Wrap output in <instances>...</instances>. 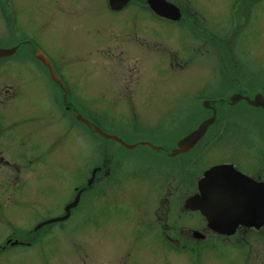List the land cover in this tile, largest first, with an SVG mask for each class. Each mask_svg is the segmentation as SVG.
I'll return each mask as SVG.
<instances>
[{
    "label": "rangeland",
    "instance_id": "1",
    "mask_svg": "<svg viewBox=\"0 0 264 264\" xmlns=\"http://www.w3.org/2000/svg\"><path fill=\"white\" fill-rule=\"evenodd\" d=\"M105 1L0 0V48L15 49L0 57V264H83L81 254L92 264H264L263 236L168 252L156 238L139 240L135 227L154 217L150 208L140 214L138 203L146 207L154 197L157 204L156 186L174 185L179 163L196 158L199 176L228 158L242 169L264 168V110L247 103L264 97V0L204 2L209 30L226 37L223 51L217 42L200 46L176 25L151 26L149 40L161 47H140L142 66L129 64L136 56L117 58L122 29L113 30L115 37L97 31ZM89 14L96 28L88 24L85 31L79 19ZM114 15V24L126 27L139 20L131 9ZM111 41L113 51L105 53ZM172 52L192 64L170 68ZM49 55L61 59L64 75ZM233 73L243 80L226 79ZM237 94L244 99L234 101ZM212 113L213 128L197 141L200 152L180 162L185 133ZM100 124L106 136L93 127ZM163 145L168 149L161 151ZM165 150L175 157L163 159ZM102 165L112 170L101 172Z\"/></svg>",
    "mask_w": 264,
    "mask_h": 264
},
{
    "label": "flooded vegetation",
    "instance_id": "2",
    "mask_svg": "<svg viewBox=\"0 0 264 264\" xmlns=\"http://www.w3.org/2000/svg\"><path fill=\"white\" fill-rule=\"evenodd\" d=\"M121 0H115V2H119ZM171 2L174 6L177 8L167 7L164 6L161 0H158L156 4L158 5V10H153L150 7L149 0H125L122 4H119L118 7L113 8L111 4V0H106L105 5L107 6V14H103L100 17H103L102 20L105 21L104 27L99 28L97 31L100 32V29H103V31H107V37L108 34L110 37H113V30H121L124 33L120 35L118 38V43L121 46V56H118L117 58L122 60L131 59L132 57L135 60L130 62L129 64H136V65H143L144 60L143 56L140 55V47H144L152 50V49H159L161 46L156 41H151L149 39L150 36H153L151 33L153 30L149 29L151 26H156V24H163L166 25H176L180 28H182L186 33L193 34L196 38H198V42L200 43V46H203L204 42H217L219 44V49L223 48L221 44V38L222 36H219L215 31L209 30L207 26L208 17L204 13L203 7L204 2L207 0H167ZM236 1V0H235ZM242 1V0H237ZM256 1V0H253ZM129 9L132 10V12H136L139 20L137 22H134L133 24H130L128 27L121 24H114V21L110 15H114L115 17L128 11ZM164 13V14H159ZM94 14L84 15L82 18L79 19H85V21L82 22V28L85 30L87 28V25H91L93 28L94 25L92 24L93 20H95L96 16H92ZM116 20V19H115ZM112 24V25H111ZM115 27V28H114ZM142 27H145L142 29ZM89 28V29H91ZM96 28V27H94ZM86 31V30H85ZM200 33L203 34L202 37H200ZM117 36V35H115ZM114 36V37H115ZM91 39L94 38L93 32L91 31L90 34ZM190 37V35H189ZM213 38V40H212ZM200 39V40H199ZM220 41H219V40ZM202 40V43L200 42ZM88 45H94L97 43V39L91 40ZM110 48L105 50V53L112 52V41L109 43ZM197 48V47H196ZM195 48V49H196ZM79 54L80 50L82 51L83 48H77L76 49ZM112 50V51H111ZM132 55V56H129ZM192 55V54H191ZM50 56V55H49ZM51 57V56H50ZM74 56L68 57V60L66 62H69L72 60ZM75 57L80 58L82 56L76 55ZM53 60L56 61L58 67L60 68V72H62V75H64V63L61 61L58 57H51ZM112 58V57H110ZM191 59V58H190ZM190 59H183L175 52H172L171 58L169 60V66L170 68L174 70H185L188 65L192 64V61ZM53 64V63H52ZM54 70L56 71V75L62 80V83L65 82V78L61 77L60 74L57 73V68L53 64ZM142 69V68H141ZM140 69V71H141ZM142 72V71H141ZM130 74V72H129ZM132 74V73H131ZM130 74V76H131ZM63 78V79H62ZM129 79V77L127 76ZM131 78V77H130ZM64 80V81H63ZM9 87V86H7ZM5 90H8V88H5ZM61 92H64V86L60 89ZM72 90L70 91V93ZM2 93V92H1ZM3 94V93H2ZM130 95V93L128 94ZM3 116L0 115V119ZM6 126V129L9 127ZM2 130L0 129V132ZM168 146L163 145V149L161 151H164V149ZM201 148V141L194 147L195 155L200 152ZM168 149V148H167ZM166 149V150H167ZM165 152H169L166 151ZM1 152V151H0ZM167 155V157L165 156ZM106 156V155H103ZM110 157L111 154L109 155ZM185 156L184 153L179 157V161L182 162L183 157ZM108 157L106 160L111 163V158ZM163 159H168L171 156L170 153L168 154H162L161 156ZM173 159V158H172ZM196 159V158H195ZM194 159V160H195ZM186 162L185 164H181L180 172L173 168V172L175 176L171 177V181L173 184L163 185L160 184L156 186L158 188V202L153 203L152 199H155L154 197H151V199L147 202L146 207H144L140 202L138 203V209L142 208V211L140 210V214L144 215V209L154 210L152 218H148L147 216H144L137 220V223H135L136 227V234L137 238L141 241H143L145 238H151V239H158L155 240V242H162L161 246L166 248L168 252L171 251H180V252H187L188 250H193L194 248H201L203 245L211 244L212 246L215 243L223 244L225 241H232V240H241V239H250L256 236H263L264 238V226L260 229L253 228V227H247L244 225H239L236 229V232L232 235H224L214 232L212 229H209L208 227V221L206 217H204L198 210H189L185 208V202L186 199L190 196L197 195L200 192L199 188V180L201 176L203 175V172L200 174H197L198 172L192 169V164H197L196 161L194 162ZM218 163H228L233 164L236 166V162L231 159H225L222 162ZM95 167V166H94ZM92 168V172L95 168ZM100 168L101 172H107L108 170H112V165H102ZM261 168H256L253 170H243L246 174L251 176L254 180L264 182V168L259 170ZM121 169H115V175L119 177V175L123 174ZM259 171L260 175L256 176L254 174L255 171ZM187 172V176H185ZM263 172V173H262ZM184 173V174H183ZM117 179V178H116ZM154 181H157V179H154ZM168 186V187H167ZM170 193V196L167 197L163 195V192ZM168 190V191H167ZM165 192V193H166ZM168 195V194H166ZM157 196V197H158ZM145 199L141 200L143 202ZM72 213V212H71ZM1 215V214H0ZM175 216L174 217H172ZM186 218V222L180 223L178 220H183ZM194 223V224H193ZM140 226H143V233L140 231ZM33 236H29V240L32 239ZM10 239V243L12 244L13 241L16 238H8L7 241ZM9 243V242H6ZM9 243V244H10ZM200 250V249H199ZM198 250V251H199ZM81 261L83 264H87V261L90 260L87 254H81ZM200 258L197 257V259ZM122 262L125 261V263H128V256L125 254L121 255ZM66 261H63V264H65ZM91 260H90V263Z\"/></svg>",
    "mask_w": 264,
    "mask_h": 264
},
{
    "label": "water",
    "instance_id": "3",
    "mask_svg": "<svg viewBox=\"0 0 264 264\" xmlns=\"http://www.w3.org/2000/svg\"><path fill=\"white\" fill-rule=\"evenodd\" d=\"M14 51L15 49L0 48V57L9 56ZM42 59L49 65L51 72H53L52 66L46 58L42 57ZM52 74L54 78L57 79L54 72ZM249 102L252 105L264 108V97L260 94L255 100H250ZM77 116L82 119L80 114ZM215 119V116L206 119L201 123L198 129L187 135V138L184 139L186 142L180 144L183 151L192 147L194 143L205 134L208 126L214 122ZM84 121L88 122L89 120L85 118ZM93 127L104 136L107 135L98 126L94 125ZM114 139L120 140L119 138ZM120 142L124 146H128L124 141L120 140ZM228 168H232V166L217 165L210 168L205 172V176L202 179L201 184H211V187L215 188L217 191V197L214 199L217 203L209 209L204 207V212L208 215L210 221L214 224H220L219 227L232 229L240 222L249 223L247 221L250 219L264 217V188L262 187L263 189H256L255 187L258 188L260 185H257L256 183L254 184V182L249 180L248 177L244 176V174L239 171H235V175H227L228 173L225 170ZM249 187L254 190H250ZM195 200L196 197L189 198L186 206L192 208L199 207L201 204L197 203L195 206ZM229 221H233L234 224L228 225L230 224L228 223Z\"/></svg>",
    "mask_w": 264,
    "mask_h": 264
}]
</instances>
